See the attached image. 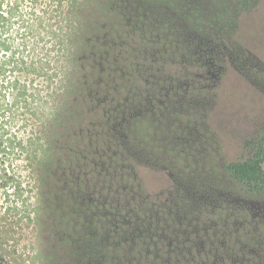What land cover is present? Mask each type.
Returning a JSON list of instances; mask_svg holds the SVG:
<instances>
[{
  "label": "rangeland",
  "instance_id": "rangeland-1",
  "mask_svg": "<svg viewBox=\"0 0 264 264\" xmlns=\"http://www.w3.org/2000/svg\"><path fill=\"white\" fill-rule=\"evenodd\" d=\"M106 1L0 0V264H264V196L226 171L264 135V0H195L193 65L167 45L168 98L139 94L119 137L132 180L77 109L110 73L74 65V26Z\"/></svg>",
  "mask_w": 264,
  "mask_h": 264
},
{
  "label": "trees",
  "instance_id": "trees-1",
  "mask_svg": "<svg viewBox=\"0 0 264 264\" xmlns=\"http://www.w3.org/2000/svg\"><path fill=\"white\" fill-rule=\"evenodd\" d=\"M194 4L196 7L195 0H107L98 21L74 26L72 40L77 49L74 65L85 70L86 77L96 84L104 71L110 73L105 83L107 89L82 88L83 105L78 102L77 109H82L84 115L87 108V119H94L89 120L88 130L96 125L101 150L116 157L108 163V169L125 172L129 180L133 176L129 172L135 174L133 170L138 164L132 148L124 147L119 137L128 131L127 119L132 116L139 94L154 104L168 98L169 93L162 86L166 79L159 73L155 78L151 74L153 68L163 66L167 45L171 46L169 55L177 66L193 65L196 56L187 47L197 40H192L189 33L192 28L202 30L201 21H204L194 12ZM207 31L201 36H206ZM165 86L171 88L169 83ZM83 130L87 129L83 127ZM140 165L146 168L145 160ZM226 171L233 181L242 184L247 195L263 197L264 135L251 139L245 156L228 163ZM132 224L133 219L128 217V221L113 227L118 230V226Z\"/></svg>",
  "mask_w": 264,
  "mask_h": 264
}]
</instances>
